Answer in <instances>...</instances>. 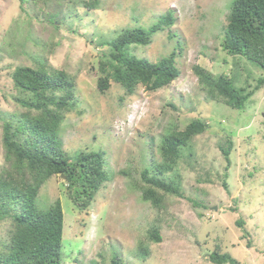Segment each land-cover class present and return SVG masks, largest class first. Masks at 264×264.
<instances>
[{
  "label": "rangeland",
  "instance_id": "374dc122",
  "mask_svg": "<svg viewBox=\"0 0 264 264\" xmlns=\"http://www.w3.org/2000/svg\"><path fill=\"white\" fill-rule=\"evenodd\" d=\"M232 1L101 0L87 12L76 2L57 6L51 0L43 14L57 13L54 27L38 22L29 7L24 12L18 0H0V112L20 110L13 70L44 59L74 82V107L59 132L62 149L71 157L105 153L109 180L85 209L71 202L62 176L39 190V210L55 200L62 205L63 264H111L112 258L119 264H214L213 252L238 264H264V85L237 110L207 98L194 74L200 66L214 76L234 75L235 86L249 90L264 79V71L222 48ZM169 11L174 25L132 50L151 62L176 53L179 76L157 91L138 85L127 94L111 82L100 93L99 60L108 48L97 44L124 29L148 28ZM193 120L204 122L206 131L164 174L180 194H167L154 207L142 200L141 173L162 163V138ZM1 139L0 118V164ZM228 141L227 159L220 148ZM154 230L160 241L152 238Z\"/></svg>",
  "mask_w": 264,
  "mask_h": 264
},
{
  "label": "trees",
  "instance_id": "16d2710c",
  "mask_svg": "<svg viewBox=\"0 0 264 264\" xmlns=\"http://www.w3.org/2000/svg\"><path fill=\"white\" fill-rule=\"evenodd\" d=\"M18 1L24 12L29 7L35 13L38 22L46 20L51 25L55 24L54 27L58 24L57 13L43 14L44 7L51 0ZM53 1L57 6L76 2L87 12L97 10L101 2ZM174 23L173 12L169 11L148 28L124 29L112 39L99 42V47L108 48L99 60V92L104 94L111 82L132 94L138 85L157 91L174 81L179 76L175 66L176 53L151 62L135 56L132 50L148 46L156 32ZM223 34L222 48L226 53L243 58L251 66L264 71V0H233ZM194 74L207 98L237 110H243L254 92L264 85V79H260L252 90L237 87V76H214L200 66L194 68ZM11 79L17 91L13 100L20 110L0 112L3 153L0 164V225L4 226L0 235V264H63L62 205L60 200H55L47 210H39L36 206L39 190L52 176H62L71 202L81 210L85 209L109 180L105 153L81 151L71 157L62 149L61 124L75 103L74 82L66 72L40 59L34 66L15 68ZM206 129L204 122L193 120L184 130H174L162 138L159 146L162 163L158 166L153 164L141 173L143 201L159 207L165 195L180 194V186L164 174L176 166L182 151L191 147L193 140ZM230 145L229 142L227 149L220 148L227 159ZM237 225L242 226V222ZM152 238L160 241L158 231H153ZM209 259L214 264H238L229 254L218 252H213ZM111 264L119 263L112 258Z\"/></svg>",
  "mask_w": 264,
  "mask_h": 264
}]
</instances>
